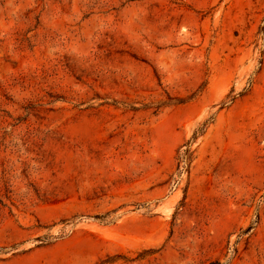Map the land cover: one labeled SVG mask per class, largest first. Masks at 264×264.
<instances>
[{"label": "rangeland", "instance_id": "1", "mask_svg": "<svg viewBox=\"0 0 264 264\" xmlns=\"http://www.w3.org/2000/svg\"><path fill=\"white\" fill-rule=\"evenodd\" d=\"M0 264H264V0H0Z\"/></svg>", "mask_w": 264, "mask_h": 264}]
</instances>
